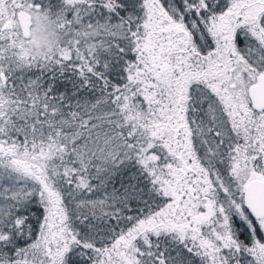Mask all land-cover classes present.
I'll use <instances>...</instances> for the list:
<instances>
[{
    "label": "snow or ice",
    "instance_id": "6c2138e0",
    "mask_svg": "<svg viewBox=\"0 0 264 264\" xmlns=\"http://www.w3.org/2000/svg\"><path fill=\"white\" fill-rule=\"evenodd\" d=\"M0 264H264V0H0Z\"/></svg>",
    "mask_w": 264,
    "mask_h": 264
}]
</instances>
